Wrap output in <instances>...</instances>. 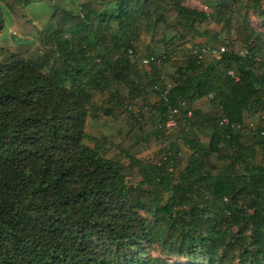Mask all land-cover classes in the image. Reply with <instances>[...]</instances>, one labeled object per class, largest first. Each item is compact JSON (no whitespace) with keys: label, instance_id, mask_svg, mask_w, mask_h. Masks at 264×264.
<instances>
[{"label":"trees","instance_id":"obj_1","mask_svg":"<svg viewBox=\"0 0 264 264\" xmlns=\"http://www.w3.org/2000/svg\"><path fill=\"white\" fill-rule=\"evenodd\" d=\"M66 1L0 0V37L5 8L31 36L25 56L0 45V264H174L155 248L188 264H264V126L246 122L264 114V33L235 0H208L211 16L184 0H75L77 14ZM38 2L53 6L50 33L27 17ZM247 7L264 20V0ZM213 19L237 38L220 57L195 54L220 49ZM170 32L168 46L195 43L167 88L158 63L171 54L148 56L149 71L134 58ZM102 115L121 143L94 133ZM143 147L155 158L138 159Z\"/></svg>","mask_w":264,"mask_h":264},{"label":"rangeland","instance_id":"obj_2","mask_svg":"<svg viewBox=\"0 0 264 264\" xmlns=\"http://www.w3.org/2000/svg\"><path fill=\"white\" fill-rule=\"evenodd\" d=\"M170 2L171 0H165ZM208 0H184V5L192 10H197L200 12L207 13L208 15H213V10L208 7L207 4ZM236 10L240 12V16L242 19H246L250 23L251 29L256 33H264V20L260 18L255 10L252 8L247 7L248 0H235ZM64 7L68 11H72L73 13H78V5L75 0H67L64 3ZM5 17H6V29L2 33L0 37V45L10 53H20L21 55L25 56L26 51L29 49L30 44L26 41L31 39V36L25 35V33L21 32L19 28L14 24L11 14L5 8ZM26 14L28 19L35 25L38 31L47 29L49 33L53 30V26H51V17L53 14V6L51 3L44 2V3H33L32 5L26 8ZM229 14L226 15V19H228ZM211 29L219 35V42L216 43V47H220V51H224L229 42L234 41L237 38V30L234 28L229 27L228 23L225 21H215L213 19V24L211 25ZM174 32L168 33L165 37H158L156 41H151L150 38H147L145 43L138 47V55L134 58L135 62H137L140 68H144L146 70H150V64L148 60V56L155 55L159 57L163 55L165 52L171 54V61L167 63L160 62L158 66L161 67L162 76L166 80V84L169 88L172 84L171 77L173 76L177 67L184 65L186 60L190 55V50L194 47V43L191 40H187L185 42H177V46L172 47L169 44V41L175 37ZM190 41V42H189ZM205 41V40H203ZM199 41V42H203ZM171 42V41H170ZM252 43L250 42L249 45ZM215 46V45H214ZM247 49L244 51V54H247ZM40 55V52L38 53ZM124 96H127V92H124ZM159 97L150 95L149 101L150 104H156L159 101ZM97 100L100 101V96H97ZM146 102V99L142 100ZM101 102V101H100ZM205 106L202 102L196 103V108H200ZM206 107V106H205ZM134 108L128 109L126 107L116 108L115 114L122 116L128 121H131V113L134 112ZM248 126L252 127H261L264 126V114H257L252 118H248L246 120ZM114 121L112 118L106 117L104 115L101 116V119L98 124H96V129H93L94 133H99V136L105 137L108 141H113L116 138L118 143L122 142V137L118 136L113 129ZM90 131V129H89ZM177 131H175L176 133ZM108 137V138H107ZM202 140L206 143L209 142V137H202ZM89 145L93 146L91 143ZM145 150L144 153L138 155V159L147 160L155 158V155L158 151L156 147H152L147 149L143 147ZM108 157H121L119 155V151L117 149H112ZM122 161L125 165H129V161L125 158H122ZM142 181V176L137 169L133 170L132 176L127 180L130 185H139ZM147 252H150L149 250ZM154 257H164V259H168L169 261L173 262L174 264H188L187 260L178 257H168L162 256L161 251L155 248ZM238 263V262H237Z\"/></svg>","mask_w":264,"mask_h":264},{"label":"built area","instance_id":"obj_3","mask_svg":"<svg viewBox=\"0 0 264 264\" xmlns=\"http://www.w3.org/2000/svg\"><path fill=\"white\" fill-rule=\"evenodd\" d=\"M225 51V50H224ZM224 51H220L217 49H211L210 47H206V46H201V45H197L194 47V53L195 54H208L210 53L211 55H213L214 57H220V55L224 52ZM167 95V94H165ZM179 114V111L176 109H171L169 111V119H168V123H167V127L172 130L173 128L177 127V119L176 116ZM191 115V114H190Z\"/></svg>","mask_w":264,"mask_h":264}]
</instances>
